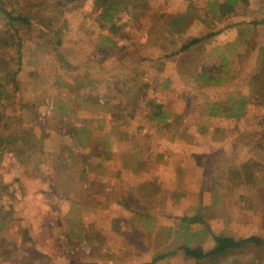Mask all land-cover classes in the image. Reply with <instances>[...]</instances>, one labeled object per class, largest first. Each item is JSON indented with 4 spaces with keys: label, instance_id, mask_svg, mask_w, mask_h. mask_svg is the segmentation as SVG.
<instances>
[{
    "label": "crops",
    "instance_id": "crops-1",
    "mask_svg": "<svg viewBox=\"0 0 264 264\" xmlns=\"http://www.w3.org/2000/svg\"><path fill=\"white\" fill-rule=\"evenodd\" d=\"M179 1L182 9L147 11L141 21L138 57L148 69L141 80H155L157 88L144 83L131 118H124L126 86L112 95L79 75L61 92L66 104L36 108L47 122L29 123L26 144L38 146L28 157L37 152L39 162L14 191L8 232L0 234H16L11 245L18 247H10L4 264H179L178 257L192 264L186 249L208 251L214 236L243 237L241 205L231 204L209 168L214 157L242 177L257 153L256 138L248 135L258 125L253 113L264 112V103L245 94L233 108L243 114L230 115L231 103L211 92L242 91L232 81L243 74L226 66L241 63L239 29L250 21L222 11L223 0ZM226 1L236 8L240 0ZM257 24L264 28V20ZM128 58L114 60L122 66ZM191 61L195 68L188 70ZM104 68L112 78V61ZM239 182L235 188L247 183ZM20 244L25 251L18 255Z\"/></svg>",
    "mask_w": 264,
    "mask_h": 264
},
{
    "label": "rangeland",
    "instance_id": "rangeland-1",
    "mask_svg": "<svg viewBox=\"0 0 264 264\" xmlns=\"http://www.w3.org/2000/svg\"><path fill=\"white\" fill-rule=\"evenodd\" d=\"M178 2L180 1L0 0V233L8 232L12 203L16 199L14 191L19 190V179L24 176V172H32V168L39 162L37 152L28 157V149L38 151V146L26 144L29 123L47 122V118L41 119L47 113L41 114L36 108L40 104H51V101L54 104H66L68 101L61 92L71 90L74 82L67 79L73 78L76 81L77 77L82 76V83L101 91L103 88H110L112 95L114 89L126 86L130 93L125 97L128 111L124 118H131L136 107L141 105L139 95L144 83H148L149 88H157V81L141 80L148 71L145 65L141 66V58L138 57L141 52V21L149 16L145 15L147 11L159 13L175 11L177 7L182 9L183 6H179ZM212 2L214 1L210 0ZM237 5L234 8L232 2L223 0L221 10L242 14V19L249 18L250 21L239 29V39L242 42L241 63L226 66L228 73L235 66L234 71L243 74L239 81L232 83H240L244 94H241L242 91L234 94V89L223 90L224 88L217 87L211 92L214 95L212 97L223 98L226 105L231 103V111H226L230 115L243 114L236 113L233 108L235 102L240 104L245 101V94L255 98L258 103H264V48L259 44L264 41V28L262 24H257L263 22L264 12L254 9L264 8V1L240 0ZM192 7L195 8L194 11L200 9V6L194 4ZM4 11L13 15L20 13L29 23H9ZM200 52L195 55H201ZM114 57L120 60L129 58L121 66ZM107 59L114 65V74L110 79H107L104 68L110 61ZM193 68L195 65L191 61L188 70ZM210 72L211 75L219 73L218 70ZM120 74H123L121 80ZM221 81L213 80L212 83ZM245 86L249 89L244 88ZM143 101L149 100L143 97ZM27 109H30L28 114L25 112ZM258 113H253V117L258 118L256 130L248 132L249 136L256 138L257 153L255 152V159L251 163L242 167V177L239 178L238 170H228L227 161L225 165L214 157L209 172L217 180H223L218 185L223 186L222 192L231 204L236 202L241 205V236H256L264 241V112L258 110ZM33 134L40 142L41 133L36 130ZM240 180L247 183L235 188ZM20 227L23 228L22 225ZM15 235L13 233L2 237L0 234V264L10 260L7 252L10 247H15L11 245ZM21 238L23 241L26 237L22 234ZM20 245L18 255L25 251V247L24 250L21 248L23 244ZM185 261L187 260L180 257L177 259L179 264H187ZM192 264H264V250L261 247H251L234 255H212L206 259L193 260Z\"/></svg>",
    "mask_w": 264,
    "mask_h": 264
},
{
    "label": "trees",
    "instance_id": "trees-1",
    "mask_svg": "<svg viewBox=\"0 0 264 264\" xmlns=\"http://www.w3.org/2000/svg\"><path fill=\"white\" fill-rule=\"evenodd\" d=\"M7 14V20L9 23L13 21H19L22 23H29V20L25 18L24 16H21L20 13L11 14L9 12L4 11ZM196 39H192L187 41L183 44L181 47V50H185L189 48V46L196 43ZM167 103H171L170 101H167ZM244 165V164H243ZM250 180H248L249 182ZM251 247H258L262 248L264 250V241H262L260 238L256 236H249L244 238H237L234 239L232 237H226V236H214V245L211 249L208 251H202V250H195L191 251L190 249H186V254L189 256H192L196 260L206 259L209 258L212 255H216L219 257H225L228 255H234L236 253H241L245 250L251 249Z\"/></svg>",
    "mask_w": 264,
    "mask_h": 264
}]
</instances>
